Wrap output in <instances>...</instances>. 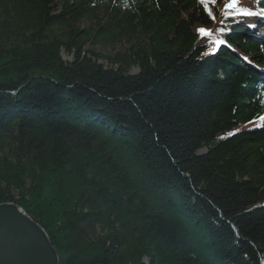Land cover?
<instances>
[{
    "label": "trees",
    "instance_id": "1",
    "mask_svg": "<svg viewBox=\"0 0 264 264\" xmlns=\"http://www.w3.org/2000/svg\"><path fill=\"white\" fill-rule=\"evenodd\" d=\"M227 2L0 0V205L59 264H264V0Z\"/></svg>",
    "mask_w": 264,
    "mask_h": 264
},
{
    "label": "water",
    "instance_id": "2",
    "mask_svg": "<svg viewBox=\"0 0 264 264\" xmlns=\"http://www.w3.org/2000/svg\"><path fill=\"white\" fill-rule=\"evenodd\" d=\"M0 264H59L45 231L15 204L0 205Z\"/></svg>",
    "mask_w": 264,
    "mask_h": 264
},
{
    "label": "snow or ice",
    "instance_id": "3",
    "mask_svg": "<svg viewBox=\"0 0 264 264\" xmlns=\"http://www.w3.org/2000/svg\"><path fill=\"white\" fill-rule=\"evenodd\" d=\"M238 2H239V0H228V2L224 5V7L226 9L235 8V7L238 6ZM199 3L204 6L203 10L207 13V15L209 17H211V19L213 21H215L216 18H215V16L212 13L211 8L208 7V5L209 4H215L216 0H199ZM241 13L243 15H247V16H257V15H264V10H261L260 13H257V12L251 11L249 9H241ZM228 15H229L228 12L224 13L225 18H227ZM222 22L223 21H221V23ZM197 31L200 33L202 38L205 37V36H211L213 34L211 30L205 29V28H200ZM221 31H223V29H221ZM217 43L223 44V43H226V42L223 41V40H220V41H217ZM261 119H264V117H261ZM249 123H252V121H249ZM234 134L235 133H230V135H234Z\"/></svg>",
    "mask_w": 264,
    "mask_h": 264
},
{
    "label": "rangeland",
    "instance_id": "4",
    "mask_svg": "<svg viewBox=\"0 0 264 264\" xmlns=\"http://www.w3.org/2000/svg\"><path fill=\"white\" fill-rule=\"evenodd\" d=\"M64 59H66V60H70V58L69 57H67L66 55H64ZM134 72H137V70H134ZM238 130H241V127L239 128H236V130L235 131H238ZM206 152V150L204 149V150H202V151H200V153H205Z\"/></svg>",
    "mask_w": 264,
    "mask_h": 264
}]
</instances>
